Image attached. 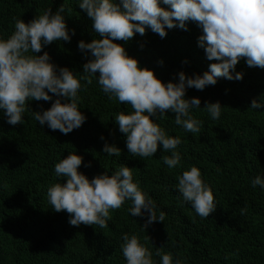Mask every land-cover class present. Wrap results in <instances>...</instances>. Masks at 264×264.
Listing matches in <instances>:
<instances>
[{"label":"trees","instance_id":"16d2710c","mask_svg":"<svg viewBox=\"0 0 264 264\" xmlns=\"http://www.w3.org/2000/svg\"><path fill=\"white\" fill-rule=\"evenodd\" d=\"M111 2L120 4V0ZM63 3L72 9L62 14L70 42H53L35 55L47 52L57 73L66 67L79 79L83 65L92 59L90 52L78 48L79 42L104 38L79 7L80 0H0V39L11 36L16 20L27 24L48 9L54 15ZM160 6L171 10L162 0ZM186 27L187 31L166 28L164 38L146 27L143 36L136 33L127 42H113L162 83H178L180 72L186 77L202 76L210 71L211 63L219 62L209 61L198 44L202 27L193 21H187ZM237 73L243 74L241 80L235 79ZM231 75L232 80L219 77L215 85L202 91L186 89L185 99L201 101L200 108L190 109L201 121L199 133L176 125L170 110L164 119L152 117L166 135L182 141L176 149L181 162L174 169L161 159L171 155L163 152L162 144L152 157L129 153L126 135L119 131L114 116L131 113V106L109 99L95 77L87 90L81 80L78 109L86 120L67 135L47 124L41 126L32 116V112L50 109L57 98L70 102L63 97L48 93L50 101H28L23 123L17 125L8 124L5 110L0 109V264H127L121 251L125 233L138 236L152 251L154 264H161L155 255L160 247L172 254L173 264L176 260L181 264H264V189L251 184L258 175L264 178V107L249 110L254 99L264 103V68L249 67L242 58ZM217 102L221 115L213 120L203 109L206 103ZM106 143L118 147L121 155L104 153ZM70 153L83 157L78 171L90 181L105 171L112 175L121 165L131 168L133 182L155 202L157 217L160 211L166 213L165 220L142 229L149 214L142 209V216H131L132 201L126 200L120 209L109 210L106 228L71 226L69 214L55 212L46 196L54 183H66V178L56 176L54 166ZM88 164L91 167H85ZM191 166L200 170L214 194L216 208L208 218H201L190 203L182 202L176 189L177 177Z\"/></svg>","mask_w":264,"mask_h":264},{"label":"clouds","instance_id":"9594fccd","mask_svg":"<svg viewBox=\"0 0 264 264\" xmlns=\"http://www.w3.org/2000/svg\"><path fill=\"white\" fill-rule=\"evenodd\" d=\"M161 0H120V4L111 0H80L79 7L93 21V28L103 39H94L91 43L80 41L78 48L90 52L92 59L83 65V74H77L68 68H60L50 63L47 52L42 48L53 42H70L71 37L62 15L72 9L62 4L53 15L51 9L36 16L29 23L15 21V31L4 40L0 39V109L5 110L10 125L22 124V114L27 102L50 101L52 93L70 101L62 103L55 99L50 109L32 112L33 118L41 126L69 134L83 125L86 117L78 109V92L85 83L84 90L93 83L95 77L103 93L109 99L131 106V113L123 111L115 114L114 120L119 131L126 135V147L133 156L148 158L154 156L158 145L162 144L163 163L174 169L181 162L176 151L182 143L179 137H169L156 119L166 118L165 113H175V124L191 133L201 131V121L190 114V109L200 108L198 98L185 99L186 89L204 90L215 85L217 78L232 80L231 71L244 58L249 67L264 68V0H162L171 10L160 6ZM178 21L179 23H174ZM193 21L202 27L203 35L198 44L204 48L210 64V71L202 76L186 77L178 74L179 82L164 84L154 72L141 68L136 59L131 58L125 49L115 40L129 41L134 34H145L150 28L161 38L167 36L166 28L179 27L187 31L186 22ZM135 22V23H133ZM75 34V30H72ZM29 53H32L31 55ZM162 64L163 62L160 61ZM97 73L99 76L97 78ZM242 73L235 79L241 80ZM47 90V91H46ZM264 107L255 99L251 109ZM222 106L206 103V110L213 120H218ZM103 139V137H101ZM103 152L109 156H120L121 150L115 145L105 144ZM83 157L70 153L54 166L57 177L66 178V183H54L47 189V200L55 212L69 214V224L79 227L98 225L106 228L111 219L109 210H118L126 200L132 201L128 209L131 216H142V209L148 214V220L142 229L146 230L153 222H163L166 213L160 211L157 217L155 202L133 182L132 169L121 165L112 175L106 171L91 181L78 171ZM85 167H91L90 164ZM178 190L182 202L191 204L201 218H208L215 211L214 194L201 177L200 170L191 166L177 177ZM252 187L264 189V178L259 175L251 181ZM179 199V197H178ZM247 208L241 209V215ZM150 239V237L148 236ZM121 251L127 264H154L153 253L140 243L138 236L127 233L122 236ZM156 256L161 264H173L171 253H165L163 247L156 248ZM175 264H181L176 260Z\"/></svg>","mask_w":264,"mask_h":264}]
</instances>
